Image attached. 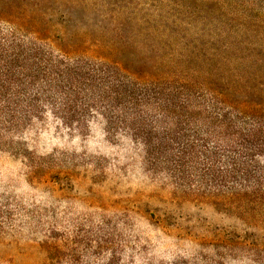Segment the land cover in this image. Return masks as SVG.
<instances>
[{
	"label": "trees",
	"instance_id": "trees-1",
	"mask_svg": "<svg viewBox=\"0 0 264 264\" xmlns=\"http://www.w3.org/2000/svg\"><path fill=\"white\" fill-rule=\"evenodd\" d=\"M51 9L101 36L60 45ZM23 109L101 118L179 187L264 212V0H0V125Z\"/></svg>",
	"mask_w": 264,
	"mask_h": 264
},
{
	"label": "rangeland",
	"instance_id": "rangeland-1",
	"mask_svg": "<svg viewBox=\"0 0 264 264\" xmlns=\"http://www.w3.org/2000/svg\"><path fill=\"white\" fill-rule=\"evenodd\" d=\"M40 13L60 45L101 36L69 22L81 12ZM14 116L0 125V264H264L262 210L193 195L101 118Z\"/></svg>",
	"mask_w": 264,
	"mask_h": 264
}]
</instances>
